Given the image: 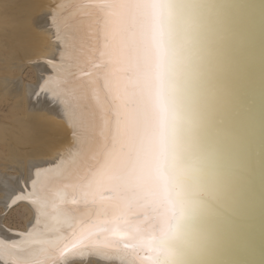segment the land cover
<instances>
[{
	"label": "snow or ice",
	"instance_id": "obj_1",
	"mask_svg": "<svg viewBox=\"0 0 264 264\" xmlns=\"http://www.w3.org/2000/svg\"><path fill=\"white\" fill-rule=\"evenodd\" d=\"M84 7L96 10L97 19L91 44L82 42L79 52L103 80L106 98L103 141L78 177L81 202L96 206L105 239L135 240L148 264H215L198 258L187 240L211 204L193 191L204 75L196 14L205 6L92 0ZM56 95L70 117L84 99ZM120 217L124 231L110 226Z\"/></svg>",
	"mask_w": 264,
	"mask_h": 264
},
{
	"label": "bare ground",
	"instance_id": "obj_2",
	"mask_svg": "<svg viewBox=\"0 0 264 264\" xmlns=\"http://www.w3.org/2000/svg\"><path fill=\"white\" fill-rule=\"evenodd\" d=\"M91 2L0 0V42L6 47L0 63L6 64L4 72L17 70L12 77L0 76V98L13 99L12 110L21 114L11 128L0 124V144L7 151H0V264H148L135 240L105 239L107 226L97 218L96 206L81 202L78 177L103 141L106 98L103 80L79 52L82 42L91 44L97 12L84 7ZM27 65L35 81L23 84ZM59 92L84 97L73 117ZM199 174L195 168L194 192ZM17 206L29 212L24 230L4 223ZM125 219L110 226L124 231ZM189 247L199 254L197 246Z\"/></svg>",
	"mask_w": 264,
	"mask_h": 264
},
{
	"label": "water",
	"instance_id": "obj_3",
	"mask_svg": "<svg viewBox=\"0 0 264 264\" xmlns=\"http://www.w3.org/2000/svg\"><path fill=\"white\" fill-rule=\"evenodd\" d=\"M193 2L205 6L195 192L211 204L188 245L215 264H264V0Z\"/></svg>",
	"mask_w": 264,
	"mask_h": 264
},
{
	"label": "rangeland",
	"instance_id": "obj_4",
	"mask_svg": "<svg viewBox=\"0 0 264 264\" xmlns=\"http://www.w3.org/2000/svg\"><path fill=\"white\" fill-rule=\"evenodd\" d=\"M3 26H4V22L2 21V19H0V27H3ZM5 48L6 47L0 42V49H1L0 52H4L6 50ZM0 61L2 62V60H0ZM4 64L0 63V76H3V75L10 76V77L14 76L13 74H15L17 72V70L14 68L12 70H9V71L5 69L6 71L4 72L3 71L4 70V66H3ZM93 71L96 72L97 70L94 69ZM6 72H8L9 75ZM20 77H22L21 79H23V84L29 83V82L33 83L35 81V73H34L33 69L31 68V66L27 65V67H25L24 70L22 71ZM13 102H14L13 99L8 98V97L3 96L0 98V124H1V128H2V126L4 127L6 125H8L9 128L13 127L14 120L12 121V119L15 118L14 116L15 115L21 116V114L12 110L13 104H14ZM12 113L14 114L13 116H12ZM8 121L9 122L11 121L13 123L12 124H11V122L8 123ZM5 122H7V123L5 124ZM2 123H4V124L2 125ZM6 127L3 129H6ZM8 127H7V129H8ZM0 151H3L5 153L7 152L6 149L3 148V144H0ZM28 218H29V212L27 211V209L24 208V206H17L15 208H13L12 210H10L9 213H7L5 215L4 223L10 228H13L16 230H24L26 227V222H27ZM75 264H79V263H75Z\"/></svg>",
	"mask_w": 264,
	"mask_h": 264
}]
</instances>
